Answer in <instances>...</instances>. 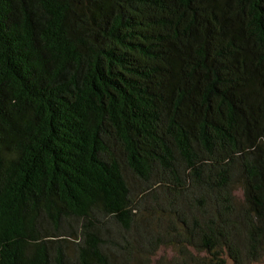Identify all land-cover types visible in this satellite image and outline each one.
<instances>
[{
	"label": "trees",
	"instance_id": "obj_1",
	"mask_svg": "<svg viewBox=\"0 0 264 264\" xmlns=\"http://www.w3.org/2000/svg\"><path fill=\"white\" fill-rule=\"evenodd\" d=\"M0 264H264V0H0Z\"/></svg>",
	"mask_w": 264,
	"mask_h": 264
},
{
	"label": "rangeland",
	"instance_id": "obj_2",
	"mask_svg": "<svg viewBox=\"0 0 264 264\" xmlns=\"http://www.w3.org/2000/svg\"><path fill=\"white\" fill-rule=\"evenodd\" d=\"M162 253V252H161Z\"/></svg>",
	"mask_w": 264,
	"mask_h": 264
}]
</instances>
